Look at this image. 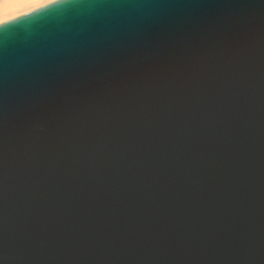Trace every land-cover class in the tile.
<instances>
[{"label":"water","instance_id":"1","mask_svg":"<svg viewBox=\"0 0 264 264\" xmlns=\"http://www.w3.org/2000/svg\"><path fill=\"white\" fill-rule=\"evenodd\" d=\"M0 264H264V0L1 24Z\"/></svg>","mask_w":264,"mask_h":264},{"label":"bare ground","instance_id":"2","mask_svg":"<svg viewBox=\"0 0 264 264\" xmlns=\"http://www.w3.org/2000/svg\"><path fill=\"white\" fill-rule=\"evenodd\" d=\"M58 1L60 0H53L51 3H46L44 7ZM37 2L38 0H0V25L43 8L32 6Z\"/></svg>","mask_w":264,"mask_h":264},{"label":"clouds","instance_id":"3","mask_svg":"<svg viewBox=\"0 0 264 264\" xmlns=\"http://www.w3.org/2000/svg\"><path fill=\"white\" fill-rule=\"evenodd\" d=\"M53 0H38L37 3L33 4L34 7H44L46 3H51Z\"/></svg>","mask_w":264,"mask_h":264}]
</instances>
